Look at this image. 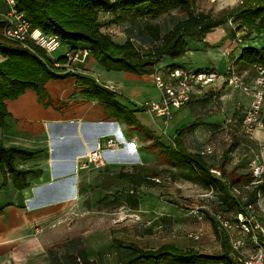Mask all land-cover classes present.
Here are the masks:
<instances>
[{
  "label": "crops",
  "instance_id": "obj_1",
  "mask_svg": "<svg viewBox=\"0 0 264 264\" xmlns=\"http://www.w3.org/2000/svg\"><path fill=\"white\" fill-rule=\"evenodd\" d=\"M237 25L230 19L208 33L203 42L194 41L191 47L188 45V51L206 50L213 55L209 66L198 69L225 72L243 49L264 47V34L245 37L246 33L237 32ZM173 64L181 63L167 62L156 66L152 74L139 75L128 71H107L91 55L75 72L91 76L115 92L117 102L132 111L143 126L161 138V143L170 145L171 142H162L164 136L175 139L179 130L184 128L180 134L184 147L191 152H199L211 146L206 144V134L213 133V138L219 139L220 136L225 137L224 130L220 134L219 130L226 128L229 132L236 122L242 123L244 111L252 99L242 90L231 91L223 86L217 91L210 90L204 97L194 95L192 102L176 110L171 123L165 124L144 110V104L161 99V92L155 86V75L165 73ZM237 73L246 82H252L255 75L253 69L237 70ZM46 90L47 97L43 102L31 89L15 100L6 101L11 115L0 126V140L6 146L17 145L42 150L43 153L29 160H15L19 168L30 171L28 186L24 190L15 187L11 175L7 186L0 190V195H11L4 201L0 199V209L3 210L0 215V264H125L128 251L114 247L113 241H132L142 246L137 241L143 238L139 235L134 237L133 231L120 227L129 224L139 234V228L151 222L149 218L140 220V214L149 216L153 210H171L150 196L154 186L137 185L118 178L120 172L139 175V168L135 166L144 165L151 152L141 148L144 144L126 121L111 116L106 103L86 94L76 77L52 79L46 84ZM110 135L118 136L127 144L106 166L86 165L82 156ZM231 141L235 143L234 138ZM251 145L255 146L257 154H245L248 151L244 147L250 148ZM239 147H243V152L235 154V162H263L264 128L257 129L254 137ZM140 156L145 158L144 163L140 162ZM2 181L0 171V184ZM90 193H96V202L89 203ZM107 195L116 196L117 201L102 203V198ZM118 207L134 213L137 220L107 217V209L116 210ZM72 212L77 214L78 218L73 216L76 221H81L78 228H85L84 231L68 230L72 227H68L65 219ZM193 217H196L197 225H206L203 219H199V213ZM209 226L213 233L210 221ZM39 228L43 231L39 232ZM206 235L211 236L207 229ZM214 236L217 238L215 233ZM145 237L147 245L142 247L153 248L150 239L154 238L148 234ZM203 240H207L204 234L199 240L181 235L171 242L182 248H202ZM75 245H78V250ZM137 264L150 263L141 261Z\"/></svg>",
  "mask_w": 264,
  "mask_h": 264
},
{
  "label": "trees",
  "instance_id": "obj_2",
  "mask_svg": "<svg viewBox=\"0 0 264 264\" xmlns=\"http://www.w3.org/2000/svg\"><path fill=\"white\" fill-rule=\"evenodd\" d=\"M2 7L0 4V8ZM16 8L26 15L33 28L56 34L62 43L68 45L69 50L88 47L94 59L107 69L125 70L139 75L152 74L165 56L172 59L183 57L188 51L189 40L203 42L208 33L223 26L230 19L237 22V32L246 33L245 37L264 34V0H244L234 8L221 10L217 15L197 11L193 0H16ZM119 11L122 13L119 14ZM174 11L181 12L183 16L177 20L172 18L171 27L166 31L162 23L151 22L149 19L169 15ZM100 13L116 15L115 22L127 20L131 23L126 28L128 38L124 43L116 42L111 34L102 30ZM4 26L5 24L0 22L1 127L11 115L7 109V100H15L31 89L37 93L39 101L43 102L47 97L46 84L50 80L74 76L78 85L84 87L86 94L97 97L107 104L112 117L126 121L130 125V130L136 135L154 140L152 146H157L170 163L187 168L193 180L211 189L215 197L220 200L221 211L216 213H222L234 220L237 213L244 211L247 203H255L260 185L253 187L246 202L241 201V196L233 191L240 181L229 175L228 168L223 166L230 159L228 154L221 156L222 164L220 168H216L209 160L208 156L211 154H201L205 148L199 152H191L184 147L180 138L184 128L179 130L172 144L161 143L160 138L143 126L132 111L117 102L115 92L102 86L91 76L56 67L55 59L64 63L65 54L53 59L38 46L32 44L30 47H25L6 37L3 32ZM134 39L145 48L143 52L136 48ZM233 62L232 66L236 70L253 69L255 65L264 66V47L245 48ZM184 66V64H173L170 67ZM209 92L211 91L206 90L202 96L198 94L195 96L204 97ZM243 119L244 117L242 121ZM145 149L150 151V146ZM42 153L43 151L38 149L17 145L6 146L0 140V171L3 174L0 187L7 186L11 175L15 187L24 190L28 186L27 176L30 171L19 168L15 160L17 158L29 160ZM247 164L248 162L245 161L244 166L247 167ZM154 177L156 176L136 175L130 172L118 174V178L123 181L148 186L156 185ZM253 180L255 177H250L247 183ZM115 201L117 197L114 195H107L101 200L106 204ZM2 213L3 210L0 209V215ZM207 217L221 243V254H211L192 247L182 248L171 241L163 242L157 247L145 248L136 242L115 239L113 246L128 251L125 264H137L141 261L157 264L165 263L167 259H172L167 264H199L201 261L225 264L230 259L232 251L229 235L214 216L207 213Z\"/></svg>",
  "mask_w": 264,
  "mask_h": 264
},
{
  "label": "rangeland",
  "instance_id": "obj_3",
  "mask_svg": "<svg viewBox=\"0 0 264 264\" xmlns=\"http://www.w3.org/2000/svg\"><path fill=\"white\" fill-rule=\"evenodd\" d=\"M194 8L199 12L204 13H211L213 15H217L220 13L223 9H229L234 8L238 6L241 3V0H193ZM122 12L119 11V14ZM100 19L103 23L102 30L105 33H109L112 35L114 40L119 43H124L128 38V33L126 32V28L131 25V23L127 20L123 22H115V16L112 13H100ZM183 15L181 12H175L170 13L169 15H163L158 18H149L151 22H160L163 24L164 30L166 31L171 27V20L172 18L174 20H177L181 18ZM135 41L136 48L143 52L145 49L140 42ZM193 44H195L194 40H189L188 45L191 47ZM143 48H142V47ZM69 50V47L67 44L62 43L61 47L54 52L53 56L54 58H59L61 55L66 54V52ZM213 55L210 54V52H206V50H200V51H187V53L178 59H171L170 57L166 56L163 58L162 62H159L157 66L160 67V65H163L167 62L177 61L181 64L186 65L187 67H191L194 69L198 68H206L213 62ZM1 60V57H0ZM102 67H104L102 65ZM107 71H125V70H109L105 67ZM156 86V84H155ZM157 88V87H156ZM230 90H241L238 88H232L229 87ZM158 89V88H157ZM221 89V88H219ZM217 89V90H219ZM159 90V89H158ZM211 89H208L209 91ZM216 90V91H217ZM225 90V89H224ZM162 97V94H161ZM160 101V100H159ZM233 130L227 132L226 128L219 130L218 133H222L225 137L220 136V138H213V133L208 135L206 134L207 138H205L206 144H210L211 148H213L214 153L210 156V162L216 167L220 168L222 164L221 156L223 154H228L230 156V159L227 163H224L223 166H226L228 168L227 172L229 175H232L234 178H238L240 181L237 186L234 187L233 191L241 196V201L246 202L249 200V194L253 191V187L255 185H260V189H258L256 193V209L258 211V215L261 219V221L264 223V176L260 180H253L252 182L247 183L248 178L252 177L253 170L252 166L254 162L247 161V167L244 166V161L235 162L236 157L235 154L238 152L242 153V148L239 147L242 145V143H245L247 140L252 139L253 137L246 134L243 129L242 125L239 122H236L235 126L233 125ZM231 132L233 134H231ZM164 135V134H163ZM224 138V139H223ZM234 138L235 143H232V139ZM161 139V138H160ZM152 140V139H149ZM139 141L144 144L141 148H143L145 151V147L150 146V155H148V158L143 159L140 156V162L144 163V161L147 163H144V165L135 166L138 167L137 173L140 175H151L156 176L154 177V182L156 185L153 187V194L150 195L155 201L162 202L166 206L170 207L171 210H153L151 211L149 216H142V214L139 215L140 220H149L151 219V222L146 225L139 228L138 233L136 234L134 231V228H132L129 224L122 225L120 227L123 228L125 231L128 229L130 230L134 237L136 235L141 236L143 239H134L135 241L139 242L142 246L147 245V239L145 235L148 234L149 237L154 238L150 239L152 242L151 244L153 247H157L162 242L166 241H173L176 238H178L181 235L187 236L191 232H201L204 234L205 239L203 240L202 244H204V247H199L196 249H199L203 252H208L211 254H221L222 248L220 241L215 238L214 231H210L209 226V219L207 217V213H210L212 216L217 211L220 210V200L215 197V193L201 184L197 183L195 180H193L189 176V170L185 167H181L180 165H174L170 163L166 157L160 153L157 146H152L154 140L148 141L146 138L139 136ZM145 141V142H144ZM148 141V142H146ZM172 141H174L173 137H167L164 136L162 139V142L170 143L172 144ZM232 145L230 146L229 144ZM248 152L245 154H257V149L255 146L252 145L249 147H244ZM253 150V151H252ZM238 158V157H237ZM156 174V175H155ZM4 188V187H2ZM0 187V190L2 189ZM143 193V192H142ZM92 194V195H90ZM88 196L90 198V202H96V193H90ZM143 196H141L142 198ZM11 198V195L1 194L0 199L4 201L5 199ZM91 205V204H90ZM97 205V204H96ZM100 208L101 206H98ZM103 208V207H101ZM204 212L205 218L203 219V223L206 225H197L196 223V217H193L194 215H197L198 213ZM233 212V211H232ZM107 217L109 218H115L118 217L119 219H130V220H137V216L134 215L131 211L127 209H120L119 207L115 210L113 209H107ZM78 218L77 214L72 212L69 217H66L65 223L68 224V227H72L68 229L71 232H74V229L84 231L82 227L78 228L79 220L76 221L74 218ZM186 216L188 218H186ZM74 218V219H73ZM149 218V219H148ZM187 220H186V219ZM76 223L75 227L72 226L73 223ZM142 222V221H141ZM198 227H201L198 229ZM184 228V229H182ZM198 230H197V229ZM206 229L209 230L211 236L206 235ZM212 229V227H211ZM39 232H42V228L38 229ZM74 234V233H73ZM189 238V237H188ZM204 239V238H203ZM144 240V241H143ZM153 240V241H152ZM150 244V245H151ZM197 244V243H195ZM200 245V244H198ZM75 248L78 250V245H75ZM172 259H167L165 263L159 262L157 264H167V262H170ZM199 264H224L220 262H206L201 261Z\"/></svg>",
  "mask_w": 264,
  "mask_h": 264
},
{
  "label": "built area",
  "instance_id": "obj_4",
  "mask_svg": "<svg viewBox=\"0 0 264 264\" xmlns=\"http://www.w3.org/2000/svg\"><path fill=\"white\" fill-rule=\"evenodd\" d=\"M244 0H241L243 2ZM0 22L5 24L4 35L23 44L38 46L53 59L62 45L61 39L54 33H48L39 28H33L24 13L16 8V0H0ZM66 61L58 62L55 66L64 68L68 72L80 69V64L92 55L91 49L76 48L66 52ZM255 75L252 82H246L237 73L232 64L225 72L218 69H194L191 67L168 68L165 73H156L155 84L162 94L160 101H148L144 108L160 118L165 124H170L176 110L186 107L195 94L200 96L211 89L216 91L223 86L238 88L251 96V103L244 111L242 121L243 131L254 137L257 129L264 128V66H254ZM96 146L82 157L86 165L96 167L106 166L116 152L123 148L127 142L116 135L104 137ZM213 153V148L207 147L201 151L202 155ZM255 179L264 176V161L254 162L252 166ZM214 217L229 235L232 251L230 259L225 264H264V223L259 218L256 204L247 203L244 211L237 213L235 219H229L222 213H215ZM199 219H204V214L199 213ZM201 232H191L190 239L199 240Z\"/></svg>",
  "mask_w": 264,
  "mask_h": 264
}]
</instances>
